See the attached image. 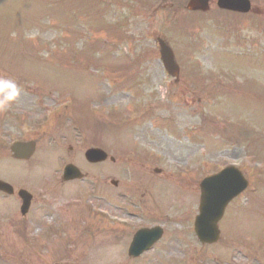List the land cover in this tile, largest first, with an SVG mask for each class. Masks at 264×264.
I'll use <instances>...</instances> for the list:
<instances>
[{"label": "rangeland", "instance_id": "obj_1", "mask_svg": "<svg viewBox=\"0 0 264 264\" xmlns=\"http://www.w3.org/2000/svg\"><path fill=\"white\" fill-rule=\"evenodd\" d=\"M251 2L235 17L187 0H0V179L36 200L19 236L0 194V264H264V0ZM18 139L37 140L24 165ZM90 147L115 165H89ZM68 163L82 181L62 183ZM230 164L249 186L201 245L199 183ZM157 225L162 239L129 260L133 233Z\"/></svg>", "mask_w": 264, "mask_h": 264}, {"label": "water", "instance_id": "obj_2", "mask_svg": "<svg viewBox=\"0 0 264 264\" xmlns=\"http://www.w3.org/2000/svg\"><path fill=\"white\" fill-rule=\"evenodd\" d=\"M207 2L208 0H190L188 8L191 10L205 11L207 10ZM246 3L244 0H235L233 2L230 0H219V6L221 8H229L240 12H246L248 10ZM159 44L164 67L168 73L177 75L178 68L174 63L170 49L161 40H159ZM11 149L16 158H28L34 150V145L32 143H29V145L16 143ZM85 157L91 163L105 160V154L98 149L87 150ZM81 177V174L74 166L68 165L65 167L63 180L68 181ZM247 185L248 183L241 173L234 168H226L219 174L208 177L200 183L199 214L194 220V232L202 244H213L218 241L220 234L218 222L222 218L226 206L231 200L243 192ZM0 191L6 192L7 194L13 193V189L1 181ZM19 194L25 197V199L30 198L24 191H20ZM28 202L27 200L26 204ZM161 235L162 231L160 228L137 232L128 249L129 257H138L150 249L160 239Z\"/></svg>", "mask_w": 264, "mask_h": 264}, {"label": "flooded vegetation", "instance_id": "obj_3", "mask_svg": "<svg viewBox=\"0 0 264 264\" xmlns=\"http://www.w3.org/2000/svg\"><path fill=\"white\" fill-rule=\"evenodd\" d=\"M260 14H261L260 11H258L256 13V15H260ZM28 141H30V140H24L23 142H28ZM34 141L36 142L37 140H34ZM28 161L29 160H27V161L20 160L18 162L21 163V165H24V164H27ZM106 163L107 162H104L102 164H106ZM110 163L112 165H115V161L114 162H110ZM102 164H98V165H102ZM154 177H158V176L155 175ZM19 190H26V189H24V188L16 189L15 193L12 196H7V195H4V194H2V195L6 196V197H11V198H13L14 200L17 201V209L14 211L12 216H10V215L8 216L7 215V217L10 218L11 223L16 227L15 228L16 235L20 236V235H23V234L26 235V233L28 231V224L31 223L30 218L33 217L32 216V214H33L32 207L35 204L36 200H35V195L31 194L28 190H26L32 195V197H31L29 208L26 210V212L22 213L21 206L23 205V199H21L18 196V194H17V191H19ZM25 238H26V236H25Z\"/></svg>", "mask_w": 264, "mask_h": 264}]
</instances>
